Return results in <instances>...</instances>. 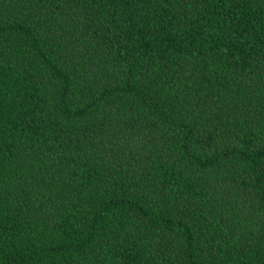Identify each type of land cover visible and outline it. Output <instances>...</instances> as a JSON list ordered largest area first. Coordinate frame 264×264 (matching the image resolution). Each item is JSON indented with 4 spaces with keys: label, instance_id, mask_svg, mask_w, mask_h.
<instances>
[{
    "label": "trees",
    "instance_id": "1",
    "mask_svg": "<svg viewBox=\"0 0 264 264\" xmlns=\"http://www.w3.org/2000/svg\"><path fill=\"white\" fill-rule=\"evenodd\" d=\"M0 264H264V0H0Z\"/></svg>",
    "mask_w": 264,
    "mask_h": 264
}]
</instances>
